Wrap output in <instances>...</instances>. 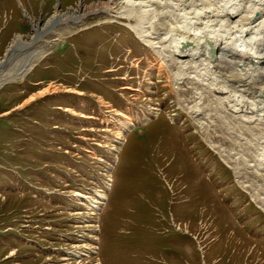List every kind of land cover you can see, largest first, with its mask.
I'll return each mask as SVG.
<instances>
[{
	"label": "rangeland",
	"instance_id": "obj_1",
	"mask_svg": "<svg viewBox=\"0 0 264 264\" xmlns=\"http://www.w3.org/2000/svg\"><path fill=\"white\" fill-rule=\"evenodd\" d=\"M125 3L0 0L1 62L34 22L102 7L0 67V264H264V118L143 43Z\"/></svg>",
	"mask_w": 264,
	"mask_h": 264
},
{
	"label": "bare ground",
	"instance_id": "obj_2",
	"mask_svg": "<svg viewBox=\"0 0 264 264\" xmlns=\"http://www.w3.org/2000/svg\"><path fill=\"white\" fill-rule=\"evenodd\" d=\"M126 3L129 6L128 13L139 18V25L129 27L143 43L154 48L161 57L164 54L173 57L184 68L193 65V68L198 69L193 78L197 84L204 83L207 86L209 82L216 86L219 81H223L226 88L238 91L229 95L234 104L232 112L239 114L236 118L243 117L255 124L264 118V109L256 105L242 107L246 104L245 96L248 93L251 99L264 103V0H126ZM98 10H102V7H80L67 14L56 11L45 25L34 22L33 37H15L6 63L14 53L24 51L26 46L44 39L58 25L71 21L80 24L86 16ZM154 35L163 38L162 47L154 42ZM5 61H0V67ZM247 67V72L241 71ZM185 74L183 70L177 73V81L182 80ZM196 104L193 105L196 107ZM258 162L260 165L264 163V152L260 154Z\"/></svg>",
	"mask_w": 264,
	"mask_h": 264
}]
</instances>
